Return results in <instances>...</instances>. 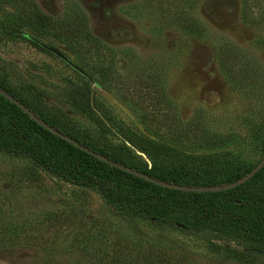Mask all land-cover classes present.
<instances>
[{
	"label": "rangeland",
	"instance_id": "obj_1",
	"mask_svg": "<svg viewBox=\"0 0 264 264\" xmlns=\"http://www.w3.org/2000/svg\"><path fill=\"white\" fill-rule=\"evenodd\" d=\"M0 7L16 21L0 14V85L79 150L98 148L114 163L149 168L154 155L138 147L149 140L169 146L157 160L192 169L242 171L264 161V0H4ZM43 12L49 22L32 20L39 30L17 22ZM32 40L56 49L82 74ZM12 121L22 143L41 144L20 117ZM41 150L68 172L67 181L0 150V264H120L112 261L115 253L122 264H224L218 224L232 227L238 216L239 226L255 224L264 236V207L259 213L210 196L203 212L186 198L166 196L155 210L174 224L156 223L126 207L154 199V188L91 171L81 182L79 151L64 157L46 145ZM249 186H264V174ZM227 238L236 247L264 249V241L245 233Z\"/></svg>",
	"mask_w": 264,
	"mask_h": 264
},
{
	"label": "trees",
	"instance_id": "obj_2",
	"mask_svg": "<svg viewBox=\"0 0 264 264\" xmlns=\"http://www.w3.org/2000/svg\"><path fill=\"white\" fill-rule=\"evenodd\" d=\"M1 2H4V0H0V5ZM0 14L4 18L8 19L9 22L15 21L14 18H10V12L3 10L1 7ZM32 20H35L34 23H39L38 25L42 26V24L49 22V17L47 13L43 12L40 14V17L38 19L31 18L30 16L25 15L20 16L17 22L19 25L28 26L32 30H39V28L35 26ZM32 42L35 45L39 46L34 40H32ZM0 88L3 89L6 93L10 94L8 90L5 89L3 86L0 85ZM18 101L21 102L20 105L24 107L27 111L23 110L17 102L8 100L7 98L0 95V102L3 106V108L0 107L1 151L11 152L19 156H27L34 163L45 165L49 172L57 175L64 181H67L69 179L68 172L64 174V172H60V170H58V168L54 164H50L47 160L49 154L41 150V148L43 145L52 147L56 150V152L53 153V156H56L58 153H61L64 157H73L74 155L72 154V150L79 151L80 154L75 156V163L79 167V175L82 179L81 182L86 183L88 178L87 173L91 171L96 177H99L101 179H121L127 184L136 186L137 188H154V191H157L156 193H154V199L150 201L143 200L142 202H137L134 205L126 203V207H129L130 209L135 208L142 211L141 216L145 219H149L161 224H174V222H170V220L158 214L159 211L157 212L155 210V208L160 209L163 206L162 197L166 196L174 200H182L186 198L187 201L191 202L192 205H197L200 209L203 210V212H206L207 210L203 207L202 200H205L210 196H215L218 201H221L226 205L248 209L254 208L259 213H261L263 210L262 207H264V204H261L263 199L260 197V195L263 194V192H261V188L264 186L250 187L249 182L253 181V179L255 178L258 179V177L264 174V161L254 170H252L254 167L248 166L244 170L240 171L236 170L233 165H225L221 169L216 166L213 167L212 165H208L206 166V168H203L201 170H198L196 168L192 169L182 163L174 165V163L166 164L167 162L164 163L160 162L159 159L157 160L156 157L163 158V156L165 157L169 153V146L162 144L158 141L149 140H147V144L143 143V145L138 146L140 148H144L146 146L143 149L144 152L147 154L151 153L152 155H154V164H151L149 168H146L145 164L131 165L122 160H115L120 164L130 167V169L132 168L137 173L144 174L155 180L187 187L186 189L173 188L145 179L137 174L125 172L120 168L114 166L113 164H110L108 161L95 156L94 154L79 150L78 147L56 134L52 129L56 128L61 133L66 132H64L63 130L55 126L53 123H51L49 120H47V118H45L44 115L39 112V110L34 109L26 102H23L21 100ZM3 109L6 110L5 116H1ZM28 112L33 117L37 118L42 124L35 121L33 117L28 114ZM95 115L98 122L107 127L106 120L99 116L97 113ZM19 117L21 118V120L26 122L29 127L34 129V131L39 135L41 144H37L36 148H30L29 146L22 143V137H20L21 134L12 121V118ZM5 123L6 125L4 126ZM90 149L96 151V153L98 152L104 155L103 157L108 160L114 159L111 158L110 155L105 153L104 150L92 147H90ZM218 169L220 170V172L218 171ZM250 171L251 173L243 178V176ZM193 184L203 186L218 185L221 187L203 190H193L191 188ZM153 202L154 212H150V209L152 207L151 203ZM117 212L120 214L119 211ZM232 221V227L227 226L224 223H221L220 226H218V224L216 234H214L217 238L221 239L222 243L217 246L223 251L225 258L228 259V262H225L224 264H252L257 263L258 260H264L263 256H256L247 253L243 250L242 247H236L234 245H231L227 238L230 236V232L233 231L245 233V235L253 237L258 241H264V236H262L261 233L258 231L257 226H255V224H251L248 227L241 225L239 226V224H242L243 222H239L238 216H232ZM183 259H185V257H183ZM112 261L122 264V259L119 256H116V253L115 255H113Z\"/></svg>",
	"mask_w": 264,
	"mask_h": 264
},
{
	"label": "water",
	"instance_id": "obj_3",
	"mask_svg": "<svg viewBox=\"0 0 264 264\" xmlns=\"http://www.w3.org/2000/svg\"><path fill=\"white\" fill-rule=\"evenodd\" d=\"M35 42L39 45V46H41V47H43L44 49H46V50H48V51H50L51 53H53L54 55H56L58 58H60V59H62L66 64H68L70 67H72L74 70H76L77 72H80L81 74H82V72L80 71V69H78L72 62H70L64 55H62L60 52H58L56 49H54V48H52V47H50V46H48V45H46V44H44V43H41V42H38V41H36L35 40ZM0 95H2L3 97H5V98H7L8 100H11V97H10V95L8 94V93H6L3 89H1L0 88ZM21 107V106H20ZM22 108V107H21ZM23 109V108H22ZM23 110H25V111H27L25 108L23 109ZM28 114L32 117V115L28 112ZM39 123V122H38ZM40 124H42V123H40ZM55 132V131H54ZM56 134H57V132H55ZM67 139H69L68 137H67ZM69 142L71 143H74L75 144V142H73V140H69ZM92 154H94L95 156H97V157H99V158H102V159H104V160H106V161H108L110 164H113L114 166H116V167H120V168H125V169H130L129 167H127V166H125V165H123V164H120V163H114V162H112V161H110V160H108V159H106L105 157H103V156H101V155H99V154H97V153H92ZM255 169V168H254ZM253 169V170H254ZM131 170V172L132 173H134V174H137V175H139V176H142L143 178H145V179H148V180H151V181H153V182H156V183H158V180H155V179H153V178H151V177H148V176H146V175H144V174H140V173H137L136 171H134V170H132V169H130ZM252 171V170H251ZM251 173V172H250ZM246 177V176H245ZM244 178V177H243ZM162 182V181H161ZM164 183V182H163ZM158 184H160V183H158ZM228 185H230V184H228ZM227 185V186H228ZM165 186H170V187H175V186H177V185H174V184H169V183H165ZM183 187H185V186H183ZM219 187H221V186H217L216 188H219ZM187 187H185L184 189H186ZM192 188V187H191ZM212 189V188H211ZM243 250L245 251V252H247V253H250V254H253V255H256V256H264V249H261V248H256V247H246V248H243Z\"/></svg>",
	"mask_w": 264,
	"mask_h": 264
}]
</instances>
